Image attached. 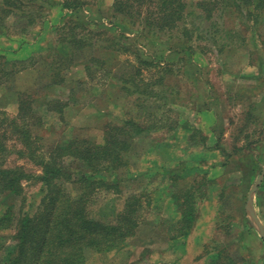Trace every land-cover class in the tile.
I'll use <instances>...</instances> for the list:
<instances>
[{"label": "trees", "instance_id": "16d2710c", "mask_svg": "<svg viewBox=\"0 0 264 264\" xmlns=\"http://www.w3.org/2000/svg\"><path fill=\"white\" fill-rule=\"evenodd\" d=\"M1 1L0 38L8 32L6 18L16 17L15 20L21 25L23 21L19 18L24 17L26 22L20 27L21 31L15 33L13 39L10 38L11 42L16 43L12 44L16 49H10L8 45L3 47L5 44L2 46L0 41V87L7 90L5 94L11 93L17 100L16 116H9L0 111V202L5 201V210L0 215V262L87 264L92 256L122 249L135 235L141 219L143 220V205L150 206L153 200H143L141 195H130L121 203L119 209L113 204L109 210H100L97 213L94 210L97 195L107 194L117 187V184L106 179L104 174L128 166L132 140L164 129L168 133L167 136L173 137L179 127L189 133L186 134L189 144L205 146L207 143L208 137L203 134L202 128L191 124L176 111L178 109L173 108V95H168L164 89L155 90L163 85L162 74L166 73L167 67L175 61L190 64L193 75L199 73V76L203 73V65L193 62L191 58L194 53L199 55L201 52L196 51L197 48H193L188 42L195 34V40L206 41L207 37H199V29L196 26L193 30L189 29L187 17L193 13L187 12V7L202 10V19L212 20L213 23L223 15L235 14L245 21L252 22L255 28L264 16V0H199L195 3H189L187 0H113L107 12L100 9L101 7L97 9L98 15L95 18L84 15V12L91 11L101 0H28L27 3L21 0ZM48 8H57L59 13V19L50 18L55 25L53 46L44 53H41L42 48L22 51L29 46L26 44L29 42L22 37L26 36L29 26L39 22L36 18L41 16V10ZM43 17L42 20L46 16ZM204 30L206 35L210 33L206 28ZM126 32L132 33L134 39L127 37ZM213 35L208 36L217 42ZM163 38L167 40L162 43ZM133 40L136 43L130 44ZM141 40L154 47V51L148 53L140 50L137 42ZM173 41L175 42L172 43ZM165 45H168L167 48H162ZM198 48H201L200 45ZM128 51L135 55V62L138 64L132 66V63L127 61L131 67L129 71L119 73L117 70V73L112 75L110 67L115 66V62H120V55H127ZM252 56L254 57V52ZM259 60L261 64L260 56ZM35 68L38 76L33 87L37 88L22 92L17 90L14 85L17 75ZM75 69H80V76L69 87V94L63 99L59 98L61 90L66 89V84L71 82L69 78ZM143 70H155V74H161L146 81L140 75ZM97 74L102 76L100 86L111 88L118 84L120 87L117 88V93L128 98L130 105L139 108L141 117H137V120L128 115L121 124L108 125L102 131L103 141L100 143L89 138L73 137L57 142L48 150L42 149L41 137L35 136L33 132L35 125L43 126L42 112H57L61 116L64 107H74L80 98L85 97L79 90L85 87L88 81H94ZM205 83L213 90L212 84ZM91 95L94 96L92 91ZM210 95L216 97L213 91ZM204 97L206 95L201 98ZM201 98L199 96L195 101ZM36 102L39 105L38 110H42L40 115L37 114V108L34 109ZM168 113L176 117L166 118ZM199 113L202 114L203 109ZM250 117L249 113L244 116L243 124L236 126L232 134L236 131L245 133L246 120ZM216 136L218 139L214 150L219 148L218 142L221 138L220 134ZM242 150V147H234V152L227 155V158H235V153H241ZM13 153L29 159L40 168V172L30 174L22 166H7V158ZM190 170L185 171L190 173ZM254 170L256 171L249 168L250 181L257 174ZM198 171L193 172V179L182 187L176 186L175 183L181 178L187 179L185 174L163 171L167 175L165 189L171 188L169 194L177 210L166 235L172 232L168 238L176 245L186 241L193 230L199 217V204L209 193L207 186L210 178L207 173L198 177L195 174ZM23 180L41 182L43 187L44 194L37 212L33 215L24 212L22 208L20 211L16 210L17 197L20 196L24 202ZM230 182L227 181L222 186L220 198L223 197L225 189L233 186ZM262 185L264 186V180ZM22 202L20 200V207ZM243 214L232 213L228 216L224 212L218 213L215 227L225 228V234L232 236L235 230L242 226L239 225V219H245L242 223L243 229L238 230L240 233L237 236L240 237L242 232L249 230L246 226L248 221ZM227 218L232 220L231 224L225 222ZM7 234H11L14 240L11 247L5 244ZM202 249L206 264H236L230 250L224 244L214 242L211 237ZM7 251L10 255L3 259Z\"/></svg>", "mask_w": 264, "mask_h": 264}, {"label": "rangeland", "instance_id": "374dc122", "mask_svg": "<svg viewBox=\"0 0 264 264\" xmlns=\"http://www.w3.org/2000/svg\"><path fill=\"white\" fill-rule=\"evenodd\" d=\"M21 1L24 3L28 2V0ZM197 1L199 0H187L189 3ZM1 2L0 0V4ZM112 2L113 0H101L97 6H93L91 11L86 10L84 15H91L95 18L98 15L97 9L101 7L100 9L107 12V8ZM187 12L193 13V15L187 17L189 29L193 30L196 26L199 29L197 30L199 37H203L204 35L207 37L206 41L195 40V34L193 35L194 38L188 42L193 48H197L196 51L201 52L199 55H195L194 53L191 58L193 62L203 65V73L199 76V73L193 75L190 64L188 65L185 61V64L175 61L174 64H170L167 67L166 73L162 74L163 85L156 87L155 90L164 89L168 95L171 93L175 99V102L172 104L173 108L175 110L178 109L176 111H179L178 113H181L180 115L188 121H193V125L203 129L204 120H202V114L199 112H201L205 104L204 98L201 97L206 95L205 86L207 85L205 82L212 84V91L213 94L215 93V99L217 100L214 108L219 118L218 126L221 125L222 130L225 132V134L221 135L218 146L226 151L224 150V153H220L219 150L221 148H218L214 152L213 147L217 144L218 136H206L209 139L205 146L202 144H189L186 135L189 133L179 127L177 134L173 137L167 136L168 133L164 129L163 131H154L150 134L139 136L135 140L133 139L132 149L128 153V166L118 171L104 174V177L110 182L117 184V187L111 189L107 194L102 193L97 195L98 200L94 205V210L96 213L97 211L100 212V210H109L113 204L116 206V209H119L121 208V203L130 195H141L142 197L140 198L143 200H146V198L153 200L150 206L143 205V220L141 219L142 222L138 226L135 235L127 241L122 249L105 255L92 256L87 264H206V257L202 256L203 249L199 252L200 248L191 249L187 258H185L188 251L186 241L178 243L174 246V249L167 246V236L172 235V232L167 235L166 232L171 221L175 219L177 210L169 194L171 188L166 187L165 189L167 175L163 171L172 174H185V177H188L187 179L181 178L175 183L176 186L182 187L193 179L194 176L191 177V175L197 170L199 171L195 174L198 177L203 173H207V177L210 178L207 186L209 193L199 204V216L204 223L206 235L208 237L210 235L214 242L217 241L220 244H224L230 250L229 252L233 258H236H234L236 264H264V241L255 226H252L254 238L249 231L242 232L239 237L237 235L240 232L237 229L232 236H228L225 234V228L215 227V221L219 217L218 213L221 212H224L228 216L232 215V213L239 215L243 212V215L248 220V225H252L244 207L247 194L255 185L263 168L254 170V173L257 174L248 183L250 176L249 168H242L243 166H240L239 160L238 162H234L236 165H239L238 167L233 166L234 163H231V160L237 158L238 155L236 156V154L241 155V153H235V158H227V155L234 152V147L247 146L254 143V87H252V90L248 88L252 85L251 82L253 80L251 81L247 78L254 75L253 65L256 62L254 61L252 52L260 45L262 49L259 50V53H264L263 41L260 39L255 41L252 22L245 21L235 14L223 15L216 23H213L212 20L202 19L204 13L197 7H187ZM40 15L39 18H36L39 22L29 26L26 36L22 37L30 43L25 42L29 46H26L27 48L22 51H26L27 49L40 50L42 48L41 53H44L48 48L53 46L55 39V32L53 30L55 25L51 23L52 20L50 18L53 20L59 19L57 8H48L45 11L41 10ZM43 16H46L44 20H42ZM15 18L9 17L5 19L8 32L2 34L4 36L0 38L2 46L3 44H5L3 47L8 45L7 47L10 46V49L17 48L12 45L16 43L11 42L10 38L13 39L15 33L20 32V27L25 25L26 22V20L24 21V17L22 19L19 18L21 22L23 21L19 25L17 23L18 20H15ZM240 19L244 21V24H242ZM104 24L110 26L108 23ZM204 28L210 32L208 35L214 34L213 36L216 37L217 42H214L210 38L211 36L205 34ZM126 36L134 39L133 34L130 32H126ZM166 36L168 37L169 34ZM33 40H35L34 43ZM166 40L167 38H163L161 41L163 43ZM184 41H186V38H184ZM134 43L136 42L133 40L130 44ZM137 43V47L142 51H147L148 53L154 51V47L146 44L145 40ZM199 45L201 48H198ZM167 46H162V48H167ZM220 49L221 51L219 52ZM203 51L204 53H202ZM127 53L129 54H121L119 58L120 62H115V66L110 67L112 75L116 74L117 70L119 73L129 71L131 67L127 61H130L132 66L138 64L135 62V55L130 51ZM80 69L74 70L69 78L71 82L66 84V89L61 90L59 98L63 99L69 94V87L80 76L78 74ZM154 71L143 70L140 72V75L148 81L154 75L157 77L161 74H155ZM37 76L36 68L34 70L27 69L17 75L14 85L21 92L34 90L37 88V86L33 87ZM243 76H246V78H242ZM101 77V75L97 74L94 81H88L89 83L79 90L84 93L85 97L83 99L80 98L74 107L69 105L64 107L61 116L57 112H53L52 114L42 112L44 127L41 125L33 127L35 136L39 135L41 137L43 145L40 146L42 149L48 150L57 142L73 137L89 138L100 143L103 141L102 131L108 125L121 124L125 118L129 117L128 115L137 120L141 117L139 108L130 105L131 103L128 98H124L123 95L117 93V88L120 86L118 84L115 87L111 86V88L106 87V85L100 86ZM5 91L7 90L0 87V111H4L9 116H16L17 100L9 92L5 94ZM91 91L94 96L91 95ZM8 95L13 98L8 97ZM199 96L201 99L195 101ZM36 108L37 114L40 115V111L42 110H38V103L37 106H34L35 110ZM155 112L158 113V110ZM248 113L251 117L249 120L245 119L246 132L253 131V135L249 137L244 133H237V131L235 134H232L236 130V126L243 124L242 120ZM175 117L171 113L166 114V118ZM17 165L24 167L25 171L30 174H38L40 172V168L29 159L21 158L16 153H13L7 158V166L13 167ZM185 170H190V173ZM243 176L244 181L241 182ZM227 181H231L230 183L233 186L225 189L223 197L220 198L219 193H221L222 186ZM262 181L254 192L252 203L255 214L261 219L260 222L264 228V186H261ZM22 186L24 188V202L18 196L15 203L16 210L20 211L22 208L24 212L33 215L37 212L44 194L42 184L33 180H23ZM242 197L245 200H242ZM20 200L23 203L22 207H20ZM4 210L5 201H1L0 215ZM244 220L239 219V225H242ZM225 222L231 224L232 220L227 218ZM224 224L226 225V223ZM5 237V244L11 247L14 244L11 234H7ZM192 253L195 254V258L189 257ZM8 254L9 252L7 251L3 259ZM0 264H5V262H0Z\"/></svg>", "mask_w": 264, "mask_h": 264}, {"label": "crops", "instance_id": "0c3cea01", "mask_svg": "<svg viewBox=\"0 0 264 264\" xmlns=\"http://www.w3.org/2000/svg\"><path fill=\"white\" fill-rule=\"evenodd\" d=\"M47 21H49V20H47ZM51 23H54V21H51ZM258 24L259 25H257V27L254 28V39H255V41H257L259 39L262 40L263 41L262 46H264V16H262V18L259 20ZM34 42H35V40H33V43ZM260 49H262V47L260 45L256 49H254V61L256 62V64L253 65L254 66V75H252L250 78H247L251 81L253 80L251 82L252 85L248 88H250L252 90V87H254V137H255L254 143L251 145H247V146H241L243 148L241 155L239 154L240 156L238 155L235 160H231V163L238 162V160H239L240 166H243L242 168H251V169L264 168V74H263L264 73V53H259ZM259 56L262 58L261 64H260ZM242 78H246V76L245 77L243 76ZM205 89H206V91H205L206 97H204V104L207 105L208 108L205 105L202 108L203 109L202 120H204V122H203V129H201V130H202L203 134L206 136H215V135H219V134L223 135V134H225V132L222 130L221 125L218 126V124H219L218 119L219 118H218L217 111L214 108V104H216V100L213 96L210 95V93H212V90H210L207 86H205ZM258 100H261V101L258 102ZM255 114H257V115H255ZM190 122H191V124H194V123H192L193 121H190ZM244 134H246L250 137L253 135V131H250V132L245 131ZM224 150L225 149L221 148L219 150V152L224 153L226 151V150L225 151ZM216 151H217V149L214 150V152H216ZM231 165H233V164H231ZM233 166L238 167L239 165H236L234 163ZM241 180L244 181V176L242 177ZM246 182H247V180H246ZM250 182L251 181L248 179V183H250ZM249 193L250 192H248L247 197H246V204L248 201ZM255 198H256V194H255ZM241 199L245 200L243 197ZM246 204L244 207L245 210H246ZM258 219L261 221L259 216H258ZM248 224L249 223H247V225H246L249 229L248 231L252 233V236L254 238V229H253L254 226L251 224L249 226ZM242 226H244V225L242 224ZM242 226H240V228H238L240 231L243 229ZM208 227H209V225H208ZM206 234L207 233L204 230V223L201 221V218L199 216L196 223H195L193 230L191 231V233L186 238V244L188 246V251H187V255L185 256V258H187L191 249H195V248L199 249L200 248L199 252H201L202 247L204 246V244H206L208 242V240L210 238V235L208 237ZM167 238H168V236H167ZM167 241H168V243H167L168 248L174 249L175 248L174 246H176V243L173 242V240H170L169 238L167 239ZM263 245H264V243H263ZM189 257L195 258V254L192 253V254H190ZM173 263H174V261H173Z\"/></svg>", "mask_w": 264, "mask_h": 264}, {"label": "water", "instance_id": "95a60500", "mask_svg": "<svg viewBox=\"0 0 264 264\" xmlns=\"http://www.w3.org/2000/svg\"><path fill=\"white\" fill-rule=\"evenodd\" d=\"M263 178H264V168L261 171V174L257 178L255 185L252 187V189L248 195V201L246 204V213H247L248 219L251 221L252 225L257 228L258 233L260 234V236L262 237V239L264 241V228H263L260 220L258 219L257 215L255 214V211L253 208V203H252V198H253L254 192H255L256 188L258 187V185L263 180Z\"/></svg>", "mask_w": 264, "mask_h": 264}]
</instances>
